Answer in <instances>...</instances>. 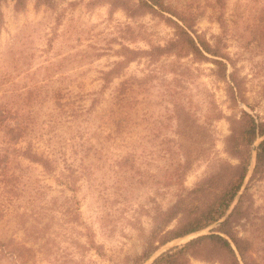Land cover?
<instances>
[{"label": "rangeland", "instance_id": "obj_1", "mask_svg": "<svg viewBox=\"0 0 264 264\" xmlns=\"http://www.w3.org/2000/svg\"><path fill=\"white\" fill-rule=\"evenodd\" d=\"M145 1L0 4V113L29 126L17 143L0 126V264H134L158 211L238 163L226 140L243 113L264 120V0ZM178 17L216 55L180 50ZM259 141L239 192L248 216L232 231L264 264Z\"/></svg>", "mask_w": 264, "mask_h": 264}, {"label": "trees", "instance_id": "obj_2", "mask_svg": "<svg viewBox=\"0 0 264 264\" xmlns=\"http://www.w3.org/2000/svg\"><path fill=\"white\" fill-rule=\"evenodd\" d=\"M5 0H0V4ZM144 2L152 10L155 7H163L160 0H147ZM26 0H14L15 9L24 7ZM180 24L172 21L177 36V46L180 50H188L195 57L208 54L216 55L214 49L205 41H199V45L193 40L186 30L189 29L185 19L178 17ZM176 41H171L175 45ZM7 116V115H6ZM0 113V126L8 142L17 143L29 130L27 121L19 120L12 125L5 124L7 117ZM240 129L234 131L226 140L227 151L238 157L236 165H228L227 171L218 170L194 188L190 189L185 197H180L166 210H160L154 218L146 248L140 255L133 258L134 264L145 263L152 254L161 246L174 239L199 232L209 225L220 220L239 194L247 175L252 158V145L260 139L254 151V165L251 178H264V120L256 121L248 113H243L239 121ZM238 140H241V144ZM28 159L39 162L45 169H49L50 162L42 154L32 152L31 149L23 151ZM229 169V170H228ZM245 195H238L236 204L229 215L216 228V232L200 235L188 242L170 248L158 255L151 264H189L190 257H201L209 260L215 256L220 264H256L253 257L252 241L248 238H239L232 226L236 221L248 216V207L244 206ZM176 220V224L168 229L169 224ZM160 235H157L158 233ZM157 238L155 241L154 239ZM238 257L240 260H238Z\"/></svg>", "mask_w": 264, "mask_h": 264}, {"label": "water", "instance_id": "obj_3", "mask_svg": "<svg viewBox=\"0 0 264 264\" xmlns=\"http://www.w3.org/2000/svg\"><path fill=\"white\" fill-rule=\"evenodd\" d=\"M253 152H254V151H253ZM238 195H239V194H238ZM238 195L235 197V200H234L233 203L230 205V207H229L228 210L226 211L225 215H224L220 220L216 221V222L213 224L214 226H215V225H218V224H220V223H222V222L225 220V218L229 215V213H230V211L232 210V208H233L235 202H236L237 199H238ZM199 232H200V231H199ZM199 232H196V233H193V234L187 235V236H185V237H189V236H192V235H194V234L198 235V234H200ZM185 237H182V238H185ZM182 238H180V239H182ZM156 256H157V255H156ZM156 256L152 257V259L149 258L146 262H149L148 264H150V263L154 260V258H155Z\"/></svg>", "mask_w": 264, "mask_h": 264}]
</instances>
